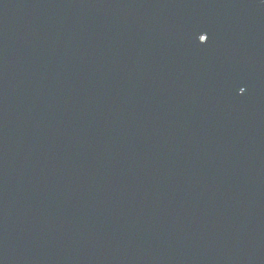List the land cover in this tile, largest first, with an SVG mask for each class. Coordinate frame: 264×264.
<instances>
[{"label":"water","instance_id":"1","mask_svg":"<svg viewBox=\"0 0 264 264\" xmlns=\"http://www.w3.org/2000/svg\"><path fill=\"white\" fill-rule=\"evenodd\" d=\"M0 264H264V0H0Z\"/></svg>","mask_w":264,"mask_h":264}]
</instances>
